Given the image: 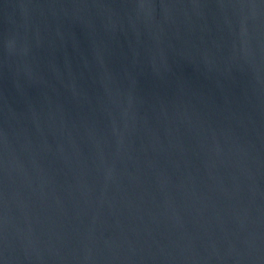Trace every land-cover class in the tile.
I'll return each mask as SVG.
<instances>
[{"label": "water", "instance_id": "obj_1", "mask_svg": "<svg viewBox=\"0 0 264 264\" xmlns=\"http://www.w3.org/2000/svg\"><path fill=\"white\" fill-rule=\"evenodd\" d=\"M0 264H264V0H0Z\"/></svg>", "mask_w": 264, "mask_h": 264}]
</instances>
